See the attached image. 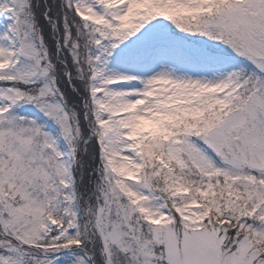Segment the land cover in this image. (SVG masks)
<instances>
[{
    "label": "snow or ice",
    "instance_id": "obj_1",
    "mask_svg": "<svg viewBox=\"0 0 264 264\" xmlns=\"http://www.w3.org/2000/svg\"><path fill=\"white\" fill-rule=\"evenodd\" d=\"M0 264H264V0H0Z\"/></svg>",
    "mask_w": 264,
    "mask_h": 264
}]
</instances>
